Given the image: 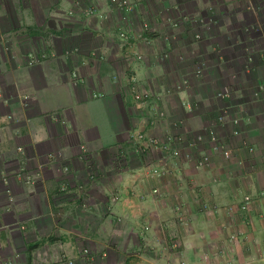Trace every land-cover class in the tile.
<instances>
[{"label": "crops", "instance_id": "crops-1", "mask_svg": "<svg viewBox=\"0 0 264 264\" xmlns=\"http://www.w3.org/2000/svg\"><path fill=\"white\" fill-rule=\"evenodd\" d=\"M86 9L94 14L87 17ZM187 18L198 25L188 30ZM122 29L130 34L125 40ZM196 33L203 41L194 50H238V70H257L255 81L244 71L246 81L259 85L254 100H210L188 111L182 103L190 90L172 86L180 68L195 62L181 66L185 55L171 44L178 37L187 50ZM67 50L80 51L68 57ZM38 51L46 57L31 65L27 56ZM208 73L207 88L215 84ZM132 76L139 91L161 98L168 110H184L187 121L163 132L185 133L186 122L201 134L215 128L231 158L214 154L209 166L197 168L182 155L159 168L168 173L151 176L131 143L146 118L125 83ZM202 81L192 89L200 91ZM93 104L106 108L114 139L105 141L77 111ZM117 148L126 159L122 167ZM202 150L208 153L209 145ZM87 155L98 171L88 167ZM153 188L170 197V210ZM203 200L218 207L216 215L199 212ZM183 202L181 226L173 206ZM82 246L95 254L90 264H101L104 249V264H118L124 251L129 259L151 250L187 264H218L219 255L264 264V0H144L128 14L109 0L0 1V264H64L60 257L76 259Z\"/></svg>", "mask_w": 264, "mask_h": 264}, {"label": "rangeland", "instance_id": "rangeland-1", "mask_svg": "<svg viewBox=\"0 0 264 264\" xmlns=\"http://www.w3.org/2000/svg\"><path fill=\"white\" fill-rule=\"evenodd\" d=\"M135 1H132V2H135ZM234 10H235V8H234ZM235 12L237 13V11H235ZM146 16L150 17V16H153V14H152V12L146 13ZM183 23L189 24V22H183ZM119 32H118L119 38H121V34L127 33V30L122 29V30H119ZM139 35H141V34H139ZM199 36L201 37L200 34H199ZM175 39H176V41L174 40L173 43L171 44L172 50L173 49L179 50V53L181 55H185V60H183L184 63L181 62V66H183L184 64H186L187 62H189L191 60H192V63H193V61L195 62L193 64V66L190 63L188 66L186 64L184 66V68H180L181 70H179L178 73H181V75L183 74L181 76V78L185 77L188 74L194 75L193 74L194 71L199 69L198 65L196 64L198 62L199 67L201 66L202 68H204L203 66H206L208 68V69L204 68V72L207 73L208 70H210L212 81L215 82V84L210 82V85L207 88L208 83L205 81L206 80L205 77H200V78H194L193 77L194 79H192V77H191L189 79L190 87L188 90H190L189 91L190 97L187 96V99H188L187 101L192 102V103L195 101V106H194L195 108H193V109L191 108L192 112L193 111H198V112L201 111L206 106V105H202V103L203 104L204 103L205 104L210 103V100H212V102L215 104H217L218 101H221V102L226 101V102L230 103V105H233V102L236 101V99L239 96H243L244 100H246L248 102L255 99L254 96H256L255 93L258 90L257 86H259V85L256 82L253 83V82H249V81L245 80L246 77H245L244 71L249 70L248 66L245 69H242L241 71L238 70L239 68H241L240 66H237V63L240 62L239 60L237 61V57H239V56H237L238 50H194L197 42L203 41V40H200L197 38L195 39V37L191 39V44H190L191 48L186 50L187 45L184 44L183 46L182 45L180 46L179 44H177L178 37ZM67 51L70 53H71V51L75 53V52L80 51V50H67ZM240 52L242 53L243 51H240ZM182 53H184V54H182ZM247 55H249V54H247ZM242 56L244 57V55H242ZM141 57H142V55H141ZM253 58H255V56ZM256 59H255V61H253V60L251 61L252 65L256 64V62L258 61ZM207 61H208V63H207ZM185 67H186V69H185ZM187 67L192 68V69H188L189 70L188 71ZM248 72H249L248 76L250 78L249 80H251V79L254 80V78L256 77L255 75H256L257 70H254V71L249 70ZM128 73H130V71ZM157 73L158 72H156L154 74V77L156 76ZM198 80H203L202 83L204 84V86H206V89H205L203 84H202L204 91H203V88L200 91H198L199 86L197 87V91H196V89H192L194 82H196ZM257 80H259V79H257ZM179 82H180V79L178 81L177 80L174 81L175 84L172 86L173 90ZM58 94L62 95V96L64 95L63 92H59V91H58ZM209 94H211V95H209ZM256 98H258V96ZM184 100H186V99H184ZM148 104L149 103L147 102V104H145V107H147ZM152 104L156 105L155 103H152ZM103 107H104L103 105H99V104L94 105L93 104L89 107H84L81 109L77 108V111L78 112L82 111L80 113L81 117L85 118L86 121L89 122L92 126L97 127L99 129V132L102 134L104 140L109 141V140L114 139V135H113L112 130L109 126L108 113L105 111L106 108L105 107L103 108ZM158 107L160 108V110L162 109L164 111L165 119L164 120L158 119L156 128H155V126H153V127L147 126V129H146L145 128L146 126H144L147 133L150 132V133H153L155 135L158 134L160 136L161 134L163 135L164 133L168 132L169 128L173 127V123H178L181 120L187 121V118L186 119L183 118V117H186V115H185V112L182 108L180 110L178 108V109H175V111H170V110H168V106H167L166 102H164L163 100H162V102H160L156 105V108H158ZM183 108L185 109L186 113H188L187 109L185 107H183ZM85 113H86V117H85ZM193 113L195 114V112H193ZM190 114H191V112H190ZM151 115H152L151 111H148V115H146V118H149L148 116H151ZM175 118L178 119L177 122L173 121V119L175 120ZM162 121H166L167 124L164 125L162 123ZM142 122H145L144 116H143ZM182 127L187 129V131L185 133H187V134L192 133V135H190V136H193L194 134H196L198 132L197 130L192 129L190 127V125L188 124V122H186V124H182ZM139 129H141V128H139ZM165 129H167L168 131L163 132ZM151 176H155V174H152ZM158 199H162L164 201L163 203H165L164 204L165 207L168 210H170V208L172 207L171 204L173 203V202L171 203L172 200L170 199V197H167L166 194L162 193V195L160 197H158ZM181 205H183L185 210L187 209L184 202ZM173 208H174L173 211H174L175 216H176L175 218H178V215H177L178 213H177V211H175V206H173ZM177 223H178V225L183 226L182 224H184L185 222H183V221L180 222L177 219ZM98 241H100V240H98ZM102 241L105 243L104 238H101V242ZM98 248H101V247L99 246ZM119 248H123V247L121 246ZM103 251H105V256L101 258L102 259L101 264H104V261H106V259L108 258V255H109L105 249ZM117 252H118V248H117ZM117 252H116V254H117ZM136 252L132 253L135 255V258L130 257L129 259H127V257H126V259H125L123 256L121 257V255L125 256V254H124L125 251H124L123 254L121 253V255L118 256V259L120 260V261L117 260L118 264L120 262H122V264H136V263L155 264L156 261H164L165 259H167V256L162 257L160 254H158V256H156L155 253L153 255L152 250H151V252H148L146 255L144 254L146 257L137 258V256H140V255L136 254ZM95 253H98V252H95ZM130 253H131V249L126 250V254H130ZM149 253H151V254H149ZM115 257H116V255L112 254V257L110 258V260H112ZM168 259H169V261H174L175 259H177V257H172V258H168ZM177 261H180V260L177 259Z\"/></svg>", "mask_w": 264, "mask_h": 264}, {"label": "built area", "instance_id": "built-area-1", "mask_svg": "<svg viewBox=\"0 0 264 264\" xmlns=\"http://www.w3.org/2000/svg\"><path fill=\"white\" fill-rule=\"evenodd\" d=\"M2 1V0H0ZM142 0H136L135 2H132L130 0H109V4L116 9L117 11L121 12L122 14H128L132 13L134 9L137 7L138 4H141ZM84 13L87 16H91L94 14V12L91 9H86ZM72 14V13H70ZM174 26H177V24H173ZM147 28H144V31H146ZM130 36V34L127 33H122L121 38L122 40L127 39ZM141 36V35H140ZM195 37L198 39L199 34H196ZM74 52L71 51L68 52L66 55H72ZM44 57V56H42ZM138 59L141 57L137 56ZM28 61L30 64L36 63L38 59H36L34 56L30 55L28 58ZM195 77L198 78L200 77V70H197L194 73ZM128 79V78H127ZM126 85L128 86V92L129 95L132 97V102L134 104H147L146 108V115H148V111H151L152 115L148 116L149 118H145L144 126H157L158 119H165V113L164 111L158 107L156 108V105L162 102L161 98L153 96V94L149 93L148 91H139L137 87V80L135 77L129 78L126 82ZM190 87L188 77H182L180 78V82L175 86V91H184L188 90ZM155 103L156 105L152 104ZM183 105L186 106L188 110L191 109V104L190 102L183 103ZM148 110V111H147ZM224 120V117L221 116L219 118V121L222 122ZM175 125H179V123H175ZM145 127V128H146ZM174 127V126H173ZM145 128H141V130L136 131L132 138L134 144L137 145L136 149L138 154L144 158V160L149 164L152 159L154 158V155L157 154L159 155L156 159V163L159 164V162L163 164L168 163L169 160H176L179 159L182 155H184L185 160L193 162V164L197 168H203L209 165L210 160L212 155L214 154H219L223 159L227 160L231 158V152L229 149L225 148L220 144L217 132L215 128H208L205 130V133H197L194 136H187L185 133L177 134L174 132H166L163 135L161 134L160 136L158 134H153L150 132H146ZM204 144L209 145V153H206L202 151V146ZM245 146H248L247 144H244ZM182 148H186V151L184 154H182ZM188 148V149H187ZM249 148V146H248ZM85 152V150H84ZM200 152V153H199ZM115 159L116 163L120 166L125 163V157L124 153L122 150L116 151L115 152ZM113 156V155H112ZM85 161L90 168H95L93 165L94 163L92 162L91 158L87 155L84 156ZM150 159V161H149ZM153 165V164H152ZM153 166L152 172L155 175L160 176L161 171L158 170ZM21 171H26L25 167ZM26 181L28 183L31 182V177L26 176ZM66 187L63 188L65 190ZM152 193L157 196H161V192L157 189L154 188L152 190ZM217 207L213 204H208L205 201L200 202L199 204V212H205V213H211L216 212ZM175 211H177L178 215V220L181 222L186 221V216H187V209L183 207L181 204H177L175 206ZM147 228V227H146ZM175 246V245H174ZM80 253V259L77 261L68 259L66 256H61L60 260L64 264H84V261L87 260L88 258L90 259V250L86 247L82 248L79 250ZM141 264V263H137ZM159 264V263H158ZM161 264H172L170 262H164Z\"/></svg>", "mask_w": 264, "mask_h": 264}, {"label": "clouds", "instance_id": "clouds-1", "mask_svg": "<svg viewBox=\"0 0 264 264\" xmlns=\"http://www.w3.org/2000/svg\"><path fill=\"white\" fill-rule=\"evenodd\" d=\"M131 1V0H130ZM144 0H142L141 1V3L143 2ZM138 6V5H137ZM112 7V6H111ZM70 13H73V12H70ZM69 13V15L71 16L72 14H70ZM87 16V15H86ZM88 17V16H87ZM187 21H188V18H187ZM186 21V22H187ZM182 22H185L184 20H182ZM174 24H179L178 22H175ZM196 34H198V33H196ZM195 34V35H196ZM200 37V36H199ZM196 38V37H195ZM42 56H44V55H42ZM45 58V56L44 57H41V59H44ZM141 59V58H140ZM39 61V60H38ZM29 62V61H28ZM77 76V75H76ZM185 91V90H184ZM179 92H181V91H179ZM183 104V103H182ZM194 106H195V104H194ZM192 107V106H191ZM189 111H191V109L189 110ZM221 116H223L222 114L219 116V118L221 117ZM219 118H218V120H219ZM180 123H182L181 121H180ZM139 130V129H138ZM137 130V131H138ZM206 130V129H205ZM136 132V131H135ZM135 132H133V134L135 133ZM133 134H132V136H133ZM132 136H131V139H132V141H131V143H134L133 142V138H132ZM220 144H222V143H220ZM136 145V144H135ZM205 145V144H204ZM208 145V144H207ZM119 150H122L123 151V149H120V148H117V151H119ZM210 150V149H209ZM209 153V152H208ZM140 158H141V160H142V162L143 161H145L144 160V158L143 157H141L140 156ZM212 158V157H211ZM153 161H151L149 164H147V162H146V165H144V167H146V168H149V173H150V175H152L153 174V172L151 171L153 168V166L155 167V164H156V168H158V170H160L161 171V174H160V176H162V175H164V174H166V173H168V170H163V169H159V168H162L163 167V165L161 164H158V163H156V161L154 160V158L152 159ZM228 160V159H227ZM149 161H150V159H149ZM173 161H176V160H173ZM211 161L212 160H210V163H209V165L211 164ZM125 162H126V159H125ZM153 164V165H152ZM208 165V166H209ZM120 167H122V166H120ZM207 167V166H206ZM94 169H98L99 170V167H97V166H95V168ZM160 176H158V175H155V176H153V177H160ZM154 189V188H153ZM152 189V190H153ZM158 189V188H157ZM159 190V189H158ZM153 194V193H152ZM161 195H162V193H161ZM155 196H157V195H155ZM158 197V196H157ZM203 201H205V200H203ZM202 202V201H201ZM205 202H207V201H205ZM208 203V202H207ZM209 204V203H208ZM212 204V203H211ZM214 205V204H213ZM216 206V205H215ZM217 207V206H216ZM217 211H218V207H217V210H216V212H212V214L211 213H207V214H210V215H216V213H217ZM205 213V212H204ZM176 219H178V218H176ZM186 222V221H185ZM146 229V228H145ZM172 246V251H175V252H177V247H176V245L174 244V242L171 244ZM175 245V246H174ZM85 246H82V247H80L79 248V250L80 249H82V248H84ZM86 248H88V247H86ZM89 250H90V252H91V254L90 255H95L94 254V252L90 249V248H88ZM145 252V251H144ZM66 256V255H65ZM67 257V256H66ZM91 257V256H90ZM68 258V257H67ZM138 258V257H137ZM221 258L223 259V256L221 257V255H219L218 256V259L217 260H219L220 262L218 263V264H237V262L234 260V259H229V260H225V261H223V260H221ZM68 259H71V258H68ZM76 259H80V253H79V255H78V258H76ZM76 259H72V260H75L76 261ZM171 260V259H170ZM164 262H170V263H172V264H187V263H185V262H182V261H179L178 263H173L174 261H168V260H165V261H156V263L155 264H161V263H164ZM91 262L89 261V258L87 259V260H85L84 261V264H90ZM137 264V263H136Z\"/></svg>", "mask_w": 264, "mask_h": 264}, {"label": "trees", "instance_id": "trees-1", "mask_svg": "<svg viewBox=\"0 0 264 264\" xmlns=\"http://www.w3.org/2000/svg\"><path fill=\"white\" fill-rule=\"evenodd\" d=\"M187 22H189V24L187 23V29L188 30H192L194 27H196L198 24H194V23H191L189 20L187 21ZM198 23L200 22V20H198L197 21ZM198 28V27H197ZM197 30V29H196ZM199 34V33H198ZM146 35V34H145ZM201 35V34H200ZM147 36V35H146ZM153 37V36H152ZM172 39L174 38V37H171ZM196 39V38H195ZM194 39V40H195ZM198 39H200V40H202L203 38L202 37H199ZM167 40H169V39H167ZM27 55V54H26ZM30 55H32V56H34L36 59H38V60H40L41 61V57H42V55H43V51H38V52H32L31 54H28V56H27V61H28V58H29V56ZM67 56V55H66ZM45 57H46V55H45ZM68 57H70V55L68 56ZM37 63H39V61H37L36 63H33V64H31V65H34V64H37ZM197 65H198V68L199 69H197V70H200V77H205L206 75H208L209 73L207 72H205L204 73V71H203V68L200 66L199 67V64H198V62L196 63ZM197 70H195L194 71V73L197 71ZM193 73V74H194ZM76 75V74H75ZM209 76V75H208ZM186 77H188V80L192 77V79H194V78H196L195 77V75H190V74H188V75H186ZM194 77V78H193ZM200 77H198V78H200ZM26 101H28V98L27 97H25L24 98ZM219 124H221L219 121H217ZM207 150V149H206ZM206 150H202V151H206ZM200 153V152H199ZM196 167V166H195ZM96 171H98V169L96 170ZM38 243H36V244H30V245H28L27 246V249H28V251L29 252H31V251H33L34 249H36L37 247H38ZM31 264V263H30Z\"/></svg>", "mask_w": 264, "mask_h": 264}]
</instances>
